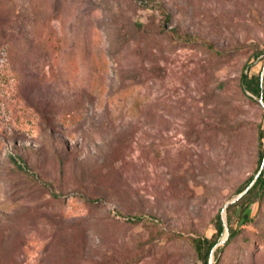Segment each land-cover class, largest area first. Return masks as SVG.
Segmentation results:
<instances>
[{
  "label": "rangeland",
  "instance_id": "1",
  "mask_svg": "<svg viewBox=\"0 0 264 264\" xmlns=\"http://www.w3.org/2000/svg\"><path fill=\"white\" fill-rule=\"evenodd\" d=\"M242 74L264 0H0V264H202L219 215L211 264H264V197L222 243L262 167Z\"/></svg>",
  "mask_w": 264,
  "mask_h": 264
},
{
  "label": "trees",
  "instance_id": "2",
  "mask_svg": "<svg viewBox=\"0 0 264 264\" xmlns=\"http://www.w3.org/2000/svg\"><path fill=\"white\" fill-rule=\"evenodd\" d=\"M166 20L171 19V15L166 13ZM261 53V52H260ZM260 53L257 55L259 56ZM241 84L242 88L245 92V96L250 99H259L263 98L264 100V88H263V79L260 75L257 76H248V74H242L241 76ZM258 141L259 146L261 148V152L258 158L259 167L264 165V128H260L258 131ZM256 174L251 176L245 186L239 191L241 194L245 190L249 188V186L253 183V185L247 190V192L239 198L236 202L231 204L226 208V219H227V230L229 233V238L225 242L224 246H228L231 244L240 234L241 229L232 225L233 217L238 209V221L241 223L247 224L253 220V218L248 213V209L254 203H260L264 197V169H262L260 175L255 180ZM255 180V181H254ZM90 202H96L97 199L88 198ZM225 234V225L221 220L220 215L217 217V232L211 238L208 237H196L192 239V246L200 258L202 264H209L210 258L213 255L216 260V255L218 253V249L216 246L220 242V239ZM216 262V261H215Z\"/></svg>",
  "mask_w": 264,
  "mask_h": 264
},
{
  "label": "water",
  "instance_id": "3",
  "mask_svg": "<svg viewBox=\"0 0 264 264\" xmlns=\"http://www.w3.org/2000/svg\"><path fill=\"white\" fill-rule=\"evenodd\" d=\"M262 79H263V76H262ZM260 102H261V103L263 104V106H264V100H263V98L260 99ZM262 169H263V165H262L261 169L259 170L258 174L256 175L255 180H256V179L258 178V176L260 175ZM255 180H254V181H255ZM252 185H253V183L249 186V188H250ZM249 188H248V189H249ZM248 189H247V190H248ZM247 190H245L244 192H242L241 194H239V195H238V196H237L232 202L228 203L227 206H226V208H227L229 205H231V204H233L234 202H236L239 198H241V197L247 192ZM228 238H229V233H228V230H227V232H226V236H225V239L223 240L222 243H225V242L228 240ZM217 246H218V245H217ZM217 246H216V247H217ZM209 264H211V258H210Z\"/></svg>",
  "mask_w": 264,
  "mask_h": 264
}]
</instances>
